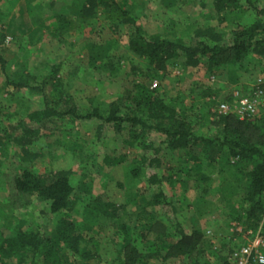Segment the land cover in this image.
<instances>
[{
  "label": "trees",
  "instance_id": "trees-1",
  "mask_svg": "<svg viewBox=\"0 0 264 264\" xmlns=\"http://www.w3.org/2000/svg\"><path fill=\"white\" fill-rule=\"evenodd\" d=\"M245 1L255 14L250 24L238 22L239 0H213L214 22L191 25L184 38L176 37L170 26L147 34L135 14L118 0H71V13L76 15L74 21H79L93 19L97 11L103 10L113 29L127 28L128 49L137 57L148 59L150 78L160 77L167 61L178 56L184 57V65L205 63L208 72L214 74V70L240 67L250 54L264 55V3ZM12 2L0 0V8L7 10ZM2 10L0 17L7 14ZM53 18L52 35L56 37H61L73 25L67 9L56 11ZM227 23L229 26L224 29ZM5 66L6 59L0 52V70L4 71ZM158 72L162 73L158 75ZM36 76V72H27L17 79L6 77L5 84L11 95L25 90L28 94L36 93L41 101L35 108L25 109L16 123L8 127L10 131L18 127L19 133L7 134V128L0 126V148L11 142L21 154L20 163L15 167L18 172L11 180L14 202L20 208H29L34 200L47 202L55 225L49 235L30 219H21L9 229L0 226V264H88L95 254L91 241L100 238L105 223L118 227L117 232L121 233L118 264H147L150 259L164 264L169 259L183 260L184 257L189 264H211L200 259L206 249V238L196 224L197 217L195 214L190 217L192 225L186 230L176 219L175 202L163 188L164 178L158 170L162 167V153L166 151L182 150L185 161L194 166L189 176H195L199 204L204 203L203 197L209 192L212 179L196 169L204 163L222 165L226 175L221 176L218 192L226 196L240 193L244 220L250 227L259 228V234L264 236V113L252 120L218 113L217 104L220 100H229L230 92L219 99L216 95L207 103H197L195 107L196 102L183 101L180 107L174 98H165L160 89H149L142 83L125 90L103 112L94 100L89 101L84 111H79L75 104L68 105L67 95L61 92L55 64L51 63L48 73L39 80ZM205 91L204 96L211 97L217 89L208 87ZM55 118L69 119L70 123L93 119L98 123L95 129L98 136L107 126L115 133L125 132L124 143L132 149L141 148L131 174L137 177L144 173L145 183L154 187L150 199L135 211L127 212L124 205L100 197H86L92 186L89 179L82 180L75 188L68 172L32 170L30 164L40 153L31 147L40 138L59 130ZM149 134L163 138L158 144L145 143ZM166 178L176 179L172 174ZM80 202L84 203L77 217L72 211ZM163 217L169 218L171 231L162 222ZM223 264H226L225 258Z\"/></svg>",
  "mask_w": 264,
  "mask_h": 264
},
{
  "label": "rangeland",
  "instance_id": "rangeland-1",
  "mask_svg": "<svg viewBox=\"0 0 264 264\" xmlns=\"http://www.w3.org/2000/svg\"><path fill=\"white\" fill-rule=\"evenodd\" d=\"M118 1L135 14L147 34L170 26L176 37L184 38L191 25L211 24L215 20L213 0ZM239 1L238 22L248 25L254 21L255 14L245 0ZM260 1L264 3V0ZM2 9L7 14L0 17V52L6 59L4 71L0 70V126L7 128V134L19 133L18 127L15 131L8 130V127L10 129L11 123H16L25 109L35 108L41 98L25 90L11 95L5 84L6 77L17 79L22 73L36 72L39 80L48 73L51 63L56 66L61 92L67 95L68 105L75 104L79 111H84L89 101L94 100L101 112L107 110L112 101L122 97L125 90L138 83L149 89H160L165 98H174L180 107H183V101L187 104L194 101L195 107L197 103L211 100L216 95L217 99L223 97L234 87L247 89L264 69V55L250 54L240 67L214 70V74L208 72L205 63L184 65V57L178 56L167 61L163 73H156H162L160 77L150 78L152 72L148 59L137 57L128 49L127 28L113 29L103 10L97 11L93 19L74 21L76 15L71 13V0H13L7 10L1 7L0 12ZM63 9H67L73 25L61 37H56L52 35L53 15ZM228 26L227 23L224 29ZM35 67L37 70H34ZM208 87L217 89L211 97L204 96ZM55 121L59 130L40 138L31 147L32 151L40 153L30 164L32 170L42 173L51 170L55 174L68 172L75 188L82 180L89 179L92 186L86 197H100L116 205H124L127 212L135 211L150 199L154 187L145 183L144 173L137 177L131 174L141 148L132 149L125 144V132L115 133L107 126L101 129L98 136L95 131L98 123L93 119H77L74 123H70L69 119L55 118ZM162 138L159 134H149L144 141L158 144ZM162 154V167L158 172L164 178V190L178 209L176 219L189 230L192 225L189 219L195 214L196 224L206 238V249L200 259L211 264H223L232 249L259 233V228L250 227V223L243 218L240 193L234 196L219 193L217 185L221 176L226 175V170H222L224 167L218 163H204L196 167V171L209 175L212 184L203 197L204 203L199 204L197 198L200 191L194 181L195 176H189L194 166L185 161L183 151ZM20 156L11 142L0 148V226L9 229L21 219H30L39 223L42 232L49 235L54 230L55 218L49 212L47 202L34 200L29 208H20L14 202L11 180L18 172L15 167L20 163ZM168 174L176 179L168 180ZM83 203L77 204L72 211L75 216L80 215ZM166 217L162 222L171 231L169 218ZM117 230L118 227L109 223L102 225L100 238L91 241L95 254L88 264H118L121 233ZM136 245L142 249L140 243ZM168 262L164 264H189L185 257L183 260L169 259ZM146 263L163 264L156 259Z\"/></svg>",
  "mask_w": 264,
  "mask_h": 264
},
{
  "label": "built area",
  "instance_id": "built-area-1",
  "mask_svg": "<svg viewBox=\"0 0 264 264\" xmlns=\"http://www.w3.org/2000/svg\"><path fill=\"white\" fill-rule=\"evenodd\" d=\"M229 100H220L216 111L232 113L239 118L252 120L264 113V69L249 84L248 88L234 87ZM226 264H264V236L254 234L248 241L232 249Z\"/></svg>",
  "mask_w": 264,
  "mask_h": 264
}]
</instances>
